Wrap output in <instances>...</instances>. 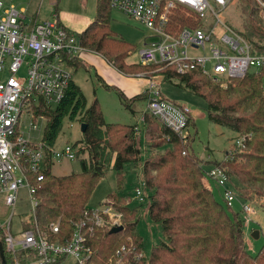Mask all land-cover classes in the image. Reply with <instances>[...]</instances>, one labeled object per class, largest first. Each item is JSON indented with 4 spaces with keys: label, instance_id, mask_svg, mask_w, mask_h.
I'll return each instance as SVG.
<instances>
[{
    "label": "trees",
    "instance_id": "trees-1",
    "mask_svg": "<svg viewBox=\"0 0 264 264\" xmlns=\"http://www.w3.org/2000/svg\"><path fill=\"white\" fill-rule=\"evenodd\" d=\"M238 7L243 16L241 25L239 28L232 26L248 42L250 53H264V24L258 16L255 0H238ZM54 9L57 10V1ZM110 9L109 0H96L93 20L76 35L83 45L85 42L87 48L99 50L97 52L113 61L121 71L140 72L143 65L123 61L133 46L110 28ZM170 21L171 32L179 27L201 24L196 14L178 7L172 11ZM78 61L73 57L68 64ZM158 74L161 81L177 79L179 85L202 97L212 123L229 128L238 136H246L242 147L229 151L230 157L226 154L223 160L212 165L224 169L229 185H234L250 205H259L264 210V84L261 81L264 68L257 74L248 72L242 78L228 79L225 86L198 71L178 75L174 67H164ZM105 87L110 88L107 84ZM117 94L128 108L137 99L148 98L146 91L129 99L119 90ZM32 111L36 117L46 120L42 140L51 145L55 144L63 119H73L83 111L86 124L83 139L88 159H81L80 172L55 176L49 165L41 181L34 182L31 178L38 200L31 220L35 219L41 229L58 222L63 240L70 236L72 222L88 208L96 183L107 171L111 168L115 171L120 189L130 166L143 160L144 184L151 191L148 196L143 193V202L151 219L159 224L165 240L152 247L149 257L134 259L142 250L140 239L133 233L138 212L136 207L126 203L116 204L114 206L122 213L123 229L116 233L94 229L87 239L88 246L95 252L94 264H107L123 243L131 248L125 255L131 264H264V245L254 255H249L245 248L241 210L233 212L225 201V205L219 203L204 184L205 170L188 148L190 135H177L152 115L144 114L141 124L144 136L157 137V145L168 146L166 153L158 157L141 158L134 136L140 138L142 130L135 135V124L106 123L97 102L85 109L83 96L74 83L56 107L40 103L33 105ZM189 124L190 121L188 127ZM123 141L127 142L122 144ZM0 242L6 263L10 264L12 258L6 251L5 241Z\"/></svg>",
    "mask_w": 264,
    "mask_h": 264
},
{
    "label": "built area",
    "instance_id": "built-area-1",
    "mask_svg": "<svg viewBox=\"0 0 264 264\" xmlns=\"http://www.w3.org/2000/svg\"><path fill=\"white\" fill-rule=\"evenodd\" d=\"M233 1L109 0V6L152 31L155 39L144 43L136 52L143 65L174 67L178 75L198 71L225 86L228 79L242 78L248 72L257 74L264 68V53H250L248 42L225 18L226 11L235 8L231 7ZM255 2L264 24V2ZM4 3L0 0V197L5 205L13 208L19 189L24 187L34 213L38 200L31 178L34 182L41 181L53 160L74 159L77 150L69 144L57 147L42 139L37 142L25 139L19 133L20 116L24 111L33 115L32 106L40 103L56 107L72 83V73L66 68L68 61L89 50L76 34L61 24L56 14L52 19L39 20L29 17L24 8ZM177 7L196 14L201 24L171 32L170 15ZM22 68L24 76L17 77ZM145 91L146 109L133 127L134 134L140 132L144 114L148 113L172 132L185 137L190 108L164 97L160 84L152 78ZM245 138V135L238 136L237 147H242ZM205 176L222 189L223 200L231 205L236 195L224 169L212 165L205 170ZM143 193L140 187L135 188L137 203L144 201ZM240 210L244 220L253 213L248 202ZM121 219L122 213L114 204L104 202L98 209H84L72 222V231L66 240L60 237L58 223L41 229L33 219V224L24 228L18 237L7 229L4 241L12 258L10 264H64L69 257L72 264H94L95 252L87 244L88 237L96 228L110 230L122 225ZM130 249L125 244L119 246L107 264H131L125 258ZM19 251L32 252L36 258L22 263L17 257ZM141 258H146L143 250L134 256V259Z\"/></svg>",
    "mask_w": 264,
    "mask_h": 264
},
{
    "label": "rangeland",
    "instance_id": "rangeland-1",
    "mask_svg": "<svg viewBox=\"0 0 264 264\" xmlns=\"http://www.w3.org/2000/svg\"><path fill=\"white\" fill-rule=\"evenodd\" d=\"M56 1L57 10L55 11L54 3ZM4 4L5 6L13 5L19 9L24 8L27 10L29 17L35 16L39 20L52 19L55 12H57L61 21L71 23L69 28L74 34L81 32L77 28L85 22L86 18L92 19L96 11L95 0H5ZM231 7L235 8H231L228 12L226 11L225 18L232 25L239 28L243 16L238 7V0H234ZM109 25L112 31L133 46L130 54L128 53L123 58L124 63L143 65L136 52L144 43L155 39L152 31L117 9L110 10ZM84 46L87 48L85 42ZM87 49L89 51L82 52L78 57V62L74 65H67L66 68L72 73V79L83 96L85 109L97 102L106 123L131 125L139 122L141 112L146 109L147 99L141 97L130 104L128 108L124 106L117 91L119 90L129 99L134 95L144 93L149 84V78H152L160 84L164 97L185 104L190 108V124L184 135H190L188 148L198 158L204 170H207L214 162L223 160L226 154L230 157L229 151L232 152L238 149L235 144L236 139H238L237 133L209 120L206 114L207 104L202 97L179 85L177 79L171 82L161 81L162 78L159 77L158 73L164 67L156 64L143 65L144 68L140 72L121 71L113 61L108 60L106 56H102L97 52L99 50ZM22 76H24V68L17 73V77ZM261 81L264 84V77H262ZM105 84L109 85L110 88L105 87ZM82 115L83 111H79L73 119L68 117L63 119L55 140V146L60 147L64 144H69L77 150V157L71 160L68 158L53 160L50 165L52 175L60 176L78 173L81 170V159H88V151L83 139L84 135L80 129L82 123H84ZM45 124L46 120L44 118L36 117L34 113L32 115L24 111L20 116L19 133L30 141H40ZM33 125H35V128ZM140 129L142 130L141 136H139L140 138L134 136V141L136 142V147L140 148L141 158L158 157L166 153L165 147L168 145H157L159 138L145 137L142 125ZM126 142L123 141L122 144ZM142 164L143 160L130 166L129 173L123 180L120 189L115 171L112 168L109 169L96 183L87 206L90 209H98L104 202H108L114 205L126 203L130 207H136L138 220L134 226L133 233L140 239L142 250L149 257L152 247L165 240V237L160 230L159 224L154 222L147 213L146 203H137L138 201L134 199L133 193L136 187L143 189L147 196L151 193L144 184ZM203 179H205L206 183L204 184L208 185L214 198L222 205H225L222 189L209 177L204 175ZM233 186H231V189L236 196L231 201L230 206L233 212H237L240 210L241 205L247 203V201L238 194ZM250 206L253 209V213L248 216L247 220L243 219V239L248 254L254 255L264 245V210L259 205L251 204ZM32 215L33 208L26 188L19 189L18 199L13 208L5 205L3 198L0 197V241L4 243L7 229L12 235L18 237V234L24 228L33 224V220L30 218ZM229 215H232L231 212ZM242 218L244 217L242 216ZM255 231L257 234L254 236L252 233ZM128 239L127 237L126 241ZM71 262L69 257L64 264H71Z\"/></svg>",
    "mask_w": 264,
    "mask_h": 264
},
{
    "label": "crops",
    "instance_id": "crops-1",
    "mask_svg": "<svg viewBox=\"0 0 264 264\" xmlns=\"http://www.w3.org/2000/svg\"><path fill=\"white\" fill-rule=\"evenodd\" d=\"M5 1V0H4ZM95 6H96V0H95ZM25 10V12H26V14H27V10L26 9H24ZM111 10V9H110ZM96 12V11H95ZM55 14H56V16L57 17H59L58 16V14H57V12H55ZM95 15V14H94ZM93 18H94V16H93ZM93 18L92 19H88V18H86L85 19V22H83V24H80V26L77 28L79 31H82L84 28L83 27H86L92 20H93ZM59 19V21L61 22V24L64 26V27H66L68 30H70L71 31V29L69 28V26H71V23L70 22H67V21H61L60 20V18H58ZM110 63V62H109ZM111 64V63H110ZM112 65V64H111ZM113 66V65H112ZM113 67H115V66H113ZM72 83H74L75 84V81L72 79ZM204 180V183H206V181H205V179H203ZM207 185V184H206ZM207 187H208V185H207ZM18 256H21V257H23V259H20V261L22 262V263H30V262H32V261H34V259L36 258V256H35V254H33L32 252H22V251H19L18 252ZM71 261H72V259H71ZM0 264H1V262H0ZM71 264H72V262H71Z\"/></svg>",
    "mask_w": 264,
    "mask_h": 264
},
{
    "label": "water",
    "instance_id": "water-1",
    "mask_svg": "<svg viewBox=\"0 0 264 264\" xmlns=\"http://www.w3.org/2000/svg\"><path fill=\"white\" fill-rule=\"evenodd\" d=\"M85 127H86V124L85 123H82L81 125V132H84L85 131ZM123 229V225H118V226H113L109 232L111 233H116L120 230ZM254 236L257 234L256 231L252 233ZM0 261H1V264H7L6 263V260H5V256H4V250H3V247H2V244L0 242Z\"/></svg>",
    "mask_w": 264,
    "mask_h": 264
}]
</instances>
